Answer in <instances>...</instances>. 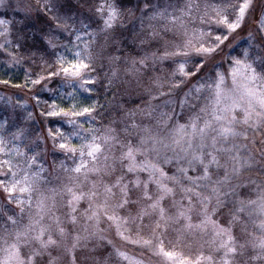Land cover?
<instances>
[{
    "label": "snow or ice",
    "instance_id": "1",
    "mask_svg": "<svg viewBox=\"0 0 264 264\" xmlns=\"http://www.w3.org/2000/svg\"><path fill=\"white\" fill-rule=\"evenodd\" d=\"M86 2L36 0L34 6L32 0H0V9L23 14L20 24L28 20L33 12H38L47 16L54 25V29L46 34V47L40 57L42 71L35 77L26 73L23 85L14 83L11 86L32 91L33 87L44 85V89H48L49 84L60 78L68 85L65 94L70 97L63 105L55 100L45 101L47 112L43 111L41 97H35L37 107L42 109L40 115L47 120L43 132L36 129L35 139H32L30 131L35 124L31 110L20 118V123L9 125L7 119L0 122V192L6 200L0 216H5L8 223L16 224L17 217L23 216L26 211L34 209L36 213L28 229L24 233H16L15 240L23 243L5 245L0 237V264H37L45 256L48 257V264H55L50 249L57 246V240L43 221L51 211L49 201L54 208L57 190L51 187L47 192H39L41 185L50 183L48 169L43 162L49 142L53 154L58 152L64 157L59 168L76 176H86L89 171H95L89 170V162L95 163L106 145L120 147L124 172L134 177L131 181L133 187L139 188L143 183L147 191L150 185L155 184L162 193L149 205L153 210L159 209L162 220L164 210L161 201L166 195H174L175 186L187 194L185 200L188 205H192L195 196L202 209L199 223H192L191 207L186 210L181 207L179 217L189 230H211L213 243L217 244L215 251L219 255L201 254L195 260H189L174 251H166L162 238H158L157 242L142 238L130 242L147 247L153 255L163 257L170 264H238L236 258L244 256L245 248L250 246L256 253L251 257L253 264H260L264 261V180L241 177L254 168V156L248 151L246 143L249 134L242 130V126L256 131L264 126V0H204L202 4L200 0H186L183 6L169 3L163 9L148 0L142 3L138 0L134 6L128 7L127 13L140 23L141 31L145 17L159 22L150 24L149 33L140 40L141 45H150L154 50L150 54L145 50L139 59L133 57L129 73L136 78L138 85L141 78L148 75L150 82L160 89L163 85L159 78L149 75V64L151 71L155 72L158 64L171 60L177 67L173 72L176 79L169 87L183 99L179 103L166 99L164 105H171V110L159 111L162 105L154 101L172 93L160 91L159 95H155L145 89L144 95L132 101L135 107L126 110L130 123L120 133L114 127L115 120L101 126L102 121L110 119L101 111L103 105L94 99L88 102V98L97 91L90 86L103 83L93 75L97 71L98 57L93 55L92 46L100 39L108 44L118 28L128 33L124 35L121 32L122 44L125 41L135 42L140 33L136 31L135 24L128 28L121 23L125 15L121 0H97L88 10L91 16L87 21L81 18L83 13L80 11ZM170 8L174 10L169 11ZM92 23L96 27L90 30ZM253 23L255 26L249 32L248 48L239 55L229 54L226 61L213 63L224 52L232 34ZM9 29V23L0 19V54L7 57L0 60V64L12 68L22 66L26 58L34 61V57H25L20 52L25 47L23 36L13 41ZM59 32L69 38L67 43H61ZM48 55L52 57L51 61L45 59ZM111 59L118 61L119 56ZM116 78L117 73L112 72L106 87L111 89ZM10 83L8 79H0V84ZM81 94L84 97L82 100L79 99ZM197 102H201L199 112L186 123H180L184 109L195 108ZM138 114L154 119L155 126L136 123ZM57 118V122L52 123ZM134 133L137 136L135 144L130 139H120L121 134L130 137ZM257 147H260L259 143ZM260 158L264 159V150L260 152ZM69 159L73 162L71 166L67 163ZM259 163L260 160H257L255 170L264 176V168H260ZM166 166H174L171 176L164 171ZM221 171L222 176L219 175ZM142 174L146 175V180H141ZM122 180L123 176L117 181V187H121ZM249 187L255 190V199L242 195V190ZM108 191L111 192V187ZM121 194L123 198L118 207L122 208L129 202L127 183L122 185ZM67 196L70 222L75 224V214L85 194L67 188ZM144 198L151 199L147 194ZM213 200L215 206L209 212ZM183 203L182 200L181 205ZM8 206H14L19 212L10 213ZM222 209L229 210L227 225L216 218ZM89 212L91 215H86V218L91 222L98 213L91 204L85 210L86 214ZM107 218L115 223L121 238L128 239L121 231L128 230L127 219L114 214ZM249 220L259 235L246 245L235 238L234 226L239 223L246 230ZM53 222L57 225V233L63 235L64 227L59 216H55ZM3 229L6 230V224ZM29 234L38 247L25 254L22 249L28 246ZM78 244L79 237L73 247ZM118 255L129 260L130 264H139L123 253Z\"/></svg>",
    "mask_w": 264,
    "mask_h": 264
},
{
    "label": "rangeland",
    "instance_id": "2",
    "mask_svg": "<svg viewBox=\"0 0 264 264\" xmlns=\"http://www.w3.org/2000/svg\"><path fill=\"white\" fill-rule=\"evenodd\" d=\"M97 2V0H87L84 8L80 11L83 13L81 18L86 21L91 16L88 11ZM138 0H121L124 6L125 15L122 18L121 23L131 28L135 24L136 31L140 33L135 39V42L125 41L120 43L121 32L127 35V31L118 28L113 34V39L105 44L103 39H100L97 44L92 46L93 55L97 56L96 66L97 71L93 73L98 77V80L103 83L100 84L105 93L109 92V88L106 87L108 83V77L112 72L117 73V78L113 80V86L111 87L112 102L102 103L99 105L104 107L101 111L105 115H109V120L101 122V126L108 125L111 120H115L114 127L117 133L130 121L127 119L126 110L135 107L132 101L145 94V89H149L153 94L159 95L160 91L165 93H172L171 96L160 97L159 100L154 101L155 104H160L162 107L159 111H170L171 105H164L166 99H172L174 103H179L183 97L176 94L169 85L173 79V72L177 65L173 64L171 60L165 61L163 64L156 66L155 72L151 71V63L149 64V75L153 78L158 77L163 87L156 88L149 80V76L146 75L141 78V82L138 85L136 78L129 73L131 68V60L133 57L139 59L147 50L149 54L154 49L150 45H141L140 40L144 35H147L150 31V24H158V21H149L147 17L144 19L143 31H141V25L130 14L127 13V8L134 6ZM142 3L143 0H140ZM150 4H159L163 9L167 4L183 6L186 0H148ZM204 0H200L202 4ZM33 5H36V0H32ZM174 9L170 8L169 11ZM177 14H179L177 12ZM139 15V13H137ZM0 19H5L6 23L10 25V39L16 41L18 36H23L25 47L20 50L21 54L25 57H34L33 59H25L22 66H15L9 68L5 64H0V79H8L11 83L9 85L0 84V122L7 119L9 125L13 123H20L23 116L27 115V111L33 112L35 123L43 121V117L40 115L41 108L37 107V101L32 96V91L37 86L29 91L28 88L21 87L15 88L11 84L19 83L23 85L25 83V74L31 73L35 77L42 71L40 68V57L44 54L46 34L54 29V25L43 13L33 12L31 17L23 24L19 21L24 19L23 14L14 12L11 9H0ZM254 23L250 26L239 30L237 33H233L229 42L226 43L224 52L213 63L223 61L225 52L230 48L232 44H235L240 39L248 41L249 32L254 27ZM95 23L91 24V29H95ZM203 27H206L203 26ZM239 32L240 36H239ZM238 34V36H236ZM61 43H67L68 37L63 32H59ZM39 39V40H38ZM2 41V38H0ZM70 55V54H69ZM119 56L118 61H114L111 57ZM7 59L3 54H0V60ZM45 59L51 61L50 55ZM182 59V58H177ZM139 67V65H137ZM192 67L191 64L188 65ZM227 68V64L225 65ZM60 79V78H56ZM194 79V78H193ZM55 82L54 87L48 86V89L40 90L41 92V104H43V111H48V104L45 101L55 100L61 105L68 102L69 97L65 94L63 89V82ZM96 85L90 87L95 88ZM67 87V86H65ZM62 91V96L55 92L57 89ZM56 89V90H55ZM187 89H185L186 91ZM6 100L8 101L6 103ZM91 102V101H89ZM122 106V107H121ZM201 102H197L195 108H185L184 115L180 120V123H186L189 118L199 112ZM135 122L140 125H152L155 126L156 121L149 119L145 116L138 114L135 118ZM40 129V128H39ZM35 130V129H34ZM34 130L32 139H35ZM242 130L248 131L249 138L247 143L248 151L252 153L254 159L252 163L254 168L252 171H246L241 179L253 178L256 180H264V176L259 175L256 170V161L260 160L259 167L264 168V159L260 158V152L264 150V126L258 131L252 129H246L242 126ZM41 132H43L41 130ZM120 139H130L133 144L137 142V136L134 133L130 137H125L121 134ZM78 142V141H77ZM48 143L47 153L43 158L45 167L48 169L47 179L49 184L41 185L39 192H47L49 188H56V199L54 202V208L52 201H49V207L51 211L45 215L43 223L50 227L53 238L57 240V246H53L50 249L51 257L55 259V264H130L129 260L123 259L118 253H123L129 257L132 261H137L139 264H170L163 257L155 256L147 248L139 244L130 242L142 238L144 240H153L157 242L158 238H162L166 251H174L179 253L183 258L189 260H195L199 255H213L218 256L219 253L215 251L217 244L213 243L214 237L209 231H201L193 228L189 230L186 227L185 221L179 217L181 207L185 210L191 207L192 223L198 224L200 221L201 205L193 196L192 205H188L185 197L186 193L182 191L179 186H175L174 195H166L161 201V206L164 210V219H160L159 209L153 210L149 205L158 200L162 195L155 184L149 186L147 191L145 190L143 183L139 188L133 187L131 181L134 177L124 172V164L121 162V148L114 145H106L103 153L100 155L95 163L89 162L88 175L76 176L71 172H65L59 168V164L64 157L59 156L60 153L53 154L52 146ZM259 143L260 147H257ZM31 144V140H29ZM223 162V158H222ZM67 163L71 166L72 160H68ZM164 171L171 176L175 171L174 166H166ZM219 175H223V172ZM123 176V180L120 181L121 187L124 183L128 184L129 190V202L124 207H118L122 201L121 187H117V181ZM214 179L216 176L214 175ZM146 175L142 174L141 180H146ZM171 186V184L169 185ZM111 187V192L108 188ZM67 188H73L76 191L83 192L85 194L84 200L79 205V210L76 212L77 222L75 224L70 222L69 208L67 205ZM95 195L92 196L91 194ZM50 194V193H49ZM149 195L151 199L144 198L145 195ZM242 195L255 199V190L251 187L242 190ZM184 201L181 205V201ZM6 203L4 194L0 192V213L4 211L3 205ZM91 204L92 209L98 213L97 217L93 221H89L86 215L90 216L91 213H85V210L89 208ZM215 206V200L212 201V205L209 206L208 211L211 212L212 207ZM10 213H18L19 210L14 206H8ZM116 215L121 218L127 219V228L125 231L122 229L123 235L128 239L121 238V235L117 233L116 225L112 220L107 217L110 215ZM35 210L26 211L23 216L17 217V223L11 224L6 221L5 216H0V237L3 238L4 244L23 243V241H16L15 236L17 232L24 233L30 226V221L35 218ZM55 216H59L60 222L64 227V234L57 233V225L53 222ZM221 220L225 225L229 219V210L222 209L220 215L216 217ZM98 221V223H97ZM123 223V221H121ZM6 224V230L3 229V225ZM159 225V226H158ZM258 230L254 227L251 220H249L245 226L242 224H236L234 226V236L237 241L245 243L246 245L253 242L255 237L258 236ZM79 237V244L74 248L76 238ZM27 247L22 251L27 254L34 248L38 247L36 242L31 239V234L27 241ZM255 251L249 246L245 248V255L238 256L236 259L238 264H253L251 257L255 255ZM37 264H48V257L45 256L43 261L38 260ZM264 264V261L260 262Z\"/></svg>",
    "mask_w": 264,
    "mask_h": 264
},
{
    "label": "trees",
    "instance_id": "3",
    "mask_svg": "<svg viewBox=\"0 0 264 264\" xmlns=\"http://www.w3.org/2000/svg\"><path fill=\"white\" fill-rule=\"evenodd\" d=\"M240 33L241 32H239V36H240ZM236 36H238V34L236 35ZM39 40V39H38ZM248 40V39H247ZM248 48V41L246 42V40H243V39H240V40H238L237 42H235V44H232L231 46H230V48H228V50L225 52V57H224V59H223V61H226L227 60V58H228V56H229V54H235V55H239L240 53H242L245 49H247ZM221 62V61H220ZM220 62H217V63H220ZM225 65H226V63H225ZM224 65V66H225ZM59 80H61V79H55L51 84H49V86L50 87H54L55 85V82H58V83H60L59 82ZM62 81V80H61ZM63 82V81H62ZM62 88L63 89H65V88H68V85H66L64 82H63V84H62ZM65 86H67V87H65ZM42 89H44V85H38L37 87H36V89L35 90H33L32 91V97L33 98H35L37 95H41V92H40V90H42ZM94 89H97V91H95L94 92V94H93V97H91V98H88V102L89 101H91V100H96V101H99V102H102V103H104V104H106V103H111L112 102V92H113V90H112V88L111 89H109V92L108 93H105V91H104V88L100 85V84H96V86H95V88ZM56 90V89H55ZM55 92H57V94L58 95H61L62 96V91H60V89L58 88ZM79 99H84V97H83V94H81V96H80V98ZM36 100V99H35ZM69 100H70V97H69ZM68 100V101H69ZM37 101V100H36ZM73 102H76V101H73ZM43 119V121H45V123H35L34 125H33V127H31V130H34L33 132H34V134L36 133V129L37 128H40L42 131H44L45 130V128H46V124H47V120H46V118L45 117H43L42 118ZM59 118H57V119H54L53 121H52V123H56L57 122V120H58ZM81 119H84V118H81ZM86 127H87V125H86ZM77 143V145H78V143L79 142H76ZM51 144V143H50ZM61 154V153H60ZM59 156H62L63 157V155L61 154V155H59Z\"/></svg>",
    "mask_w": 264,
    "mask_h": 264
}]
</instances>
